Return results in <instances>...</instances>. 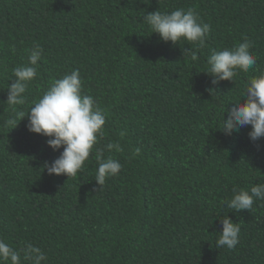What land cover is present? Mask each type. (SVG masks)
I'll return each mask as SVG.
<instances>
[{
	"label": "trees",
	"instance_id": "trees-1",
	"mask_svg": "<svg viewBox=\"0 0 264 264\" xmlns=\"http://www.w3.org/2000/svg\"><path fill=\"white\" fill-rule=\"evenodd\" d=\"M178 8L210 25L203 48L164 42L144 21ZM245 38L257 64L213 84L208 57ZM36 45L37 78L13 109L12 69ZM185 47L198 59L185 58ZM75 69L107 113L96 148L112 141L123 149L104 150L123 167L102 190L95 151L75 177L49 175L45 163L63 149L27 128L33 102ZM262 73L264 0H0V239L22 260L27 243L42 248V264H264V201L240 212L225 204L234 187L264 184V138L251 141V126L221 129L228 105ZM221 214L240 226L232 250L216 245Z\"/></svg>",
	"mask_w": 264,
	"mask_h": 264
},
{
	"label": "clouds",
	"instance_id": "clouds-1",
	"mask_svg": "<svg viewBox=\"0 0 264 264\" xmlns=\"http://www.w3.org/2000/svg\"><path fill=\"white\" fill-rule=\"evenodd\" d=\"M144 21L150 27L152 34H158L164 42L180 45L181 42L187 41L197 49L205 46L206 36L210 32V25L202 22L192 9L185 11L178 8L171 12L156 10L147 13ZM252 47V42L245 38L243 42L232 48L214 50L208 57V67L205 71L213 77L212 83L235 82V77L240 72L248 73L253 69L257 64V57L251 51ZM182 53L185 58L193 61L198 59L197 51L191 47L182 48ZM42 55L43 48L36 45L30 50L27 64L12 69V78L15 79L8 85L6 104L13 109L15 106L25 105L28 86L37 78L38 62L42 59ZM207 90L214 94V89ZM229 105L227 111L223 113L221 129L225 134L238 133L242 128L251 126L248 134L251 141L256 142L264 138V73L252 76L245 83L240 99ZM18 115L23 118L27 116L28 130L47 137V144L54 151L63 149L57 159L45 163L44 168L49 175L75 177L83 171L85 163L89 161L94 151L98 164L95 181L100 186V190L108 179L120 174L123 165L117 159L111 156L105 158L103 155L105 149L109 152L123 151L120 143L109 141L105 149L96 148L106 136L107 113L93 96L84 93L82 77L78 69L54 79L38 101L33 102L28 114L25 116L20 112ZM9 123L15 125L14 120H10ZM126 135L127 130L122 129L120 136L123 138ZM140 153L141 149L137 147L134 155L138 156ZM232 192V197L225 201L226 207L231 209V212L252 211L257 200L264 201V184H256L250 190L234 187ZM218 219L222 231L217 233V248L229 250L236 248L239 244V223H235L228 214H221ZM47 260L48 255L45 251L31 242L24 246L22 260L19 251L4 239H0V261L10 264H23V261L42 264Z\"/></svg>",
	"mask_w": 264,
	"mask_h": 264
}]
</instances>
